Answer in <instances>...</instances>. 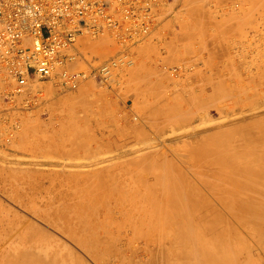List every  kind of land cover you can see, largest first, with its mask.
<instances>
[{"label":"rangeland","instance_id":"374dc122","mask_svg":"<svg viewBox=\"0 0 264 264\" xmlns=\"http://www.w3.org/2000/svg\"><path fill=\"white\" fill-rule=\"evenodd\" d=\"M236 1L161 0L154 31L131 49V62L121 64L105 83L87 79L74 90H63L54 80L31 81L27 93L6 95L8 81L0 75V264H81L75 259L76 255L85 258L87 264H211V260L217 264L262 263L264 214H252L264 212V196H260L264 193V168L259 167L264 164V157L255 155L256 149L250 154L231 153V149L214 144L191 160L186 157V151L192 144L183 142L188 139L187 133L179 130L172 140L166 137L174 120L186 111L196 113L198 122L205 121L203 126L200 124L201 135H209L218 129L221 107L243 103V98L254 92L257 103L262 104L264 86L256 82L261 80L258 67L264 60V20L262 26L249 20L252 16L255 20L256 10L264 0H254L252 7L245 0H238L244 10L233 6ZM236 17L244 23L242 28L239 26L233 31ZM80 42L84 44L83 56L88 61H104L117 50L109 34L92 39L81 37ZM84 67V61L72 65V68ZM233 124L232 121L226 125ZM223 136V139L233 138L230 134ZM234 138L243 144L246 135L237 134ZM94 139L107 145H100L96 155L107 163L102 161L100 165L91 166L90 159L96 150ZM146 140L156 145L154 150L160 146L156 150L159 153L165 150L174 161L178 156L183 157L187 165L190 160L199 165L202 155L230 153L225 162H234L237 167L254 165L255 170L246 168L235 173L217 157L226 175L221 173V179L218 175L200 179L195 167L189 164L191 171L183 164L184 172L195 183L185 186L170 166L169 171L165 165L154 167L153 171L160 177L154 184L160 188L157 200L153 207L141 211L137 205L143 195L134 194L138 189L137 181L115 179L112 183L104 177L107 173H114L117 178L133 174V178L139 179L145 170L126 172L123 168L125 159L135 156L136 152L121 157L117 154L137 149L143 152ZM124 143L128 149L121 147ZM98 168H104L106 173L81 181L64 177L72 172ZM226 178L238 183L232 184ZM46 200L51 202L49 207L42 203ZM177 202L182 204L181 209L176 207ZM66 204L71 206L67 214L74 222L100 218H104V222H120L124 214L131 216L139 212L141 219L148 220L152 212L155 220L151 221L155 226L153 231H143L142 237L132 240L131 244L139 253L134 261H130L128 253L116 257L110 252L114 247L108 242L96 244L94 240L92 245L88 244L92 255L85 256L83 249L55 227L50 218L43 219L37 214L42 210L49 215L53 210L59 212L58 221L51 217L59 226ZM131 205L135 208L131 209ZM211 206H215V213L210 211ZM163 207L162 213H158V208ZM240 210L247 213L233 217V213ZM120 231H123L121 235H131L129 230ZM109 235L105 232L104 239ZM158 240L164 241L163 254L155 247L153 258L148 259L143 250L145 243L151 242L150 247H153V242ZM121 243L113 245L121 246ZM25 251L38 260L29 259L28 253L27 257L23 256ZM15 258V263L9 262Z\"/></svg>","mask_w":264,"mask_h":264},{"label":"built area","instance_id":"2783aa9c","mask_svg":"<svg viewBox=\"0 0 264 264\" xmlns=\"http://www.w3.org/2000/svg\"><path fill=\"white\" fill-rule=\"evenodd\" d=\"M161 0H0V75L6 95L25 94L31 81L54 80L63 90L107 82L131 62V49L155 29ZM109 34L117 50L98 62L83 56L81 37ZM84 61V68H72ZM264 264V256L262 263Z\"/></svg>","mask_w":264,"mask_h":264},{"label":"bare ground","instance_id":"6f19581e","mask_svg":"<svg viewBox=\"0 0 264 264\" xmlns=\"http://www.w3.org/2000/svg\"><path fill=\"white\" fill-rule=\"evenodd\" d=\"M248 4H250V7H252L254 5V0H245ZM232 4V3H231ZM235 7L239 8V9H243V4H241L238 0L236 2H234V5ZM231 7V6H230ZM234 7V9H236ZM232 8V7H231ZM229 9V8H228ZM227 9V10H228ZM233 9V8H232ZM237 9V11L239 10ZM245 9V7H244ZM243 9V10H244ZM247 9V8H246ZM259 9H262V11H260ZM242 10V12H243ZM257 12V17H255V20H254V16H250V22L252 23L253 21L255 23H257L256 25H260L261 24V21L264 20V16H263V13H264V4L260 3L259 7L257 8L256 10ZM240 12V11H239ZM237 14V13H236ZM239 14V13H238ZM245 14H246V11H245ZM250 14V13H249ZM257 18L260 20L258 21ZM236 23H232L234 25H232V30H236L237 27H241L242 22H239V20L237 19L236 17ZM248 22V19L245 21V24ZM254 23V25H255ZM262 26V25H260ZM212 27V26H211ZM242 28V27H241ZM240 28V29H241ZM259 28V26L257 27ZM264 28V26H263ZM228 38V37H227ZM231 42V41H230ZM229 42V43H230ZM234 43V42H233ZM232 49V48H231ZM84 54V52H83ZM228 59V58H227ZM230 59V58H229ZM255 60V59H254ZM238 63V62H237ZM261 66L258 67V72L260 73L261 75V80H259L258 82H256V84H259L261 86H264V60L262 59V62H261ZM236 64V62H235ZM240 63H238V66H239ZM254 63L252 62L251 65H253ZM237 65V64H236ZM233 66V65H232ZM243 66V64H242ZM165 67V66H164ZM171 67V66H170ZM225 67V65L223 66V68ZM174 68V67H172ZM240 68H241V65H240ZM246 68V67H245ZM248 68V67H247ZM222 69V68H221ZM233 69V68H232ZM168 70V69H167ZM257 70V68H256ZM172 71V70H171ZM251 71V70H250ZM173 73V72H171ZM187 74V73H186ZM251 74V72H250ZM175 75V74H174ZM173 75V76H174ZM3 76V75H2ZM237 76V75H236ZM255 84V85H256ZM254 85V84H252ZM234 91V90H233ZM262 104H258L257 103V99L255 98L254 93H251L250 95H248L247 97H244L243 99L245 100V102L243 103H238L236 105H226L224 107H221L219 109V117H221V120L220 122H218L217 124V127L218 129L216 131H214L213 133L209 134V135H201V131L202 129L200 130L201 126L200 124L201 123H205V121L202 119L203 117H201V119L203 121L201 122H198L199 120V116L194 113V112H191V113H188L186 111V113H181V114H176L178 115V117L174 120V126H169L170 129H171V132L167 137L168 140H172L173 139V135H175L174 133H178L176 131H179L181 130V133L182 134H186L187 133V138L190 139V140H186L183 141L185 142V145L186 144H189L191 145L188 150L186 151V157L188 156V158H191L196 155H201L200 152L203 151V149L205 148H209L210 146L212 145H218V146H222L223 148L225 149H231L230 152L231 153H236V152H241L243 154H250V153H253L252 150L253 149H256V151L254 152L255 155H259V156H263L264 157V89H262ZM248 94V93H247ZM157 98V97H156ZM154 100V99H153ZM259 100V98H258ZM261 101V100H260ZM153 103V102H152ZM151 106V105H150ZM196 112V111H195ZM198 114H200L199 112H197ZM161 115V114H160ZM203 115V114H202ZM165 118V117H164ZM173 119V118H172ZM156 120V119H155ZM209 120V119H208ZM217 120V119H216ZM215 121V120H214ZM213 121V122H214ZM232 121L234 122L233 125L229 126V125H226V124H229V123H232ZM198 122V123H197ZM211 122V121H209ZM208 122V123H209ZM201 124L202 126L204 125ZM214 124V123H213ZM176 125V126H175ZM206 125V124H205ZM226 125L225 127H222ZM235 125V126H234ZM208 126H210L208 124ZM216 126V125H215ZM214 126V127H215ZM173 127V128H172ZM207 128V126L205 127ZM210 128V127H209ZM212 128V127H211ZM169 129V128H168ZM166 130V129H165ZM167 131V130H166ZM169 131V130H168ZM166 133V132H165ZM164 133V134H165ZM180 133V132H179ZM162 134V137L163 135ZM224 134H230L232 135L233 138H225L223 139V135ZM237 134H242V135H246V138L243 142V144H240L238 143V139L237 138H234L235 135ZM62 137V136H61ZM159 137V136H158ZM184 138V137H183ZM182 138V139H183ZM105 139V138H104ZM160 139V138H159ZM163 139V138H162ZM166 140V138H164ZM63 140V139H62ZM151 140V139H150ZM154 140V138H153ZM156 140V139H155ZM160 141V140H158ZM94 142H95V139H94ZM142 142V141H141ZM164 142L163 140H161V143ZM211 142V143H210ZM143 143V142H142ZM166 143V142H165ZM133 144V143H132ZM132 144H130L129 146H131ZM146 145L145 149H143L144 151L141 152L139 151V149L137 150H132V151H120L117 155H120L121 156H128L130 155V153H135L136 152V155L135 156H128L125 161H124V165H123V168L124 170L127 172H130V169L133 170V169H142L143 171L145 170L144 174L138 178H133L135 175H131L130 177H125V176H119L118 178L115 177L116 174H111V173H107L105 174L103 171L105 170L104 168H98V169H95V170H92V171H88V172H78L77 173H74V172H70L71 174H68V173H65V174H68V175H65L64 177L67 178V179H70L71 180H78V181H81V180H88L90 178V176H100V175H103L105 174V179L106 181L108 182H114L115 179H120V182H125L127 180H135L138 182V189H136V191L134 192V194L136 195H139L140 192H141V196L143 195V198L140 202L139 205H137V209L138 210H141V211H144L146 208L148 207H153V205L155 204L156 200H157V195H158V188L157 186H155L154 184L156 182L159 181L160 177L159 175H157L154 171H153V168L154 167H157V168H160V166H167L166 169L169 171V168L174 170L177 175H178V179L180 181L181 184L185 185V186H191V185H195L194 181L192 180L191 177H189L187 175V173L184 172V169L182 168V165L185 164V160L184 158L178 156L177 157V161H174L172 160L170 157L167 156V154L163 151V152H160L159 153V150H156L157 148H159V144L155 150L153 148H155V144H153L152 142H149V141H144V143ZM163 144V143H162ZM162 144H160L162 146ZM175 144H179V143H175ZM100 145H103V146H107L106 144L102 142L98 143V140L96 139V142H95V146L94 148L96 149L94 151V154H93V158L90 159V164L91 166L92 165H96L97 163H102V161L104 160H100L96 157V155L98 154V148H100L101 146ZM135 146V143L133 144ZM138 145H139V142H138ZM125 146V143L121 145V147H124ZM144 146V145H143ZM164 146V145H163ZM179 146V145H178ZM183 146V145H182ZM126 147V146H125ZM177 147V146H175ZM185 147V146H183ZM187 147V146H186ZM127 148V147H126ZM129 148V147H128ZM127 148V149H128ZM131 148V147H130ZM139 148V147H138ZM143 148V147H142ZM172 148V147H171ZM179 148H182V147H179ZM118 149V148H117ZM121 149V148H120ZM124 149V148H123ZM135 149V148H134ZM174 149V148H173ZM204 149V150H205ZM235 149H238L239 151H236ZM131 150V149H130ZM223 150V149H221ZM113 151V150H112ZM111 151V152H112ZM115 151V150H114ZM117 151V150H116ZM140 153H139V152ZM169 151V150H168ZM174 152H176L175 150H172ZM182 151V149H181ZM185 151V150H183ZM226 150H224L223 152H225ZM173 152V153H174ZM222 152V153H223ZM107 153V152H105ZM109 153V152H108ZM107 153V154H108ZM139 153V154H137ZM170 153L171 150H170ZM111 154V153H110ZM45 156L47 157V155L45 154ZM51 156V155H50ZM174 156V155H173ZM231 154L230 153H226V154H221V153H214V154H207V155H202L201 156V159L199 160V165H197L196 163H192V158L191 160H187L189 161V164L192 166V168L195 167V173L196 175H198V177H200V179H202L204 176L206 175H210V176H217L218 175V178L221 179L222 176H221V173H222V170L220 167V164L217 163L216 161V158H222L223 160V165L224 166H227L229 165V168H233L234 172L235 173H238L240 172L241 170H244L246 168H251L253 170H255L254 165L252 166H245V167H237L235 165L234 162L228 164L227 162H225V160H227L228 158H230ZM100 157V156H99ZM110 157V156H108ZM113 157V156H112ZM52 158V157H51ZM55 158V157H54ZM89 158V157H88ZM117 158V157H116ZM115 158V159H116ZM176 158V156H175ZM56 159V158H55ZM59 159H63V158H59ZM71 159V158H70ZM86 159V158H85ZM84 159V160H85ZM163 162H161L162 160ZM78 160V159H77ZM80 160H83V159H80ZM106 160V159H105ZM114 160V159H112ZM161 160V161H160ZM71 161V160H69ZM75 161V160H74ZM79 161V160H78ZM160 161V162H159ZM236 161V160H235ZM106 162V161H104ZM107 163V162H106ZM105 163V164H106ZM162 163V164H161ZM72 165L74 163H71ZM104 164V163H103ZM188 164V165H189ZM196 164V165H195ZM33 165V164H32ZM88 165V164H87ZM98 165V164H97ZM187 168H189V170H191V166L187 165V163L185 164ZM46 166V165H45ZM71 166V165H69ZM75 165H73L74 167ZM82 166V165H81ZM80 166V168H81ZM168 166H170L168 168ZM55 165L52 167L53 169ZM64 167V165L62 166V168ZM83 167V166H82ZM87 167V166H86ZM202 167H208V170H205L204 168ZM259 167L261 168H264V164H261L259 165ZM60 168V167H59ZM85 168V167H84ZM163 168V167H162ZM220 168V169H219ZM58 169V168H57ZM56 169V172L59 170L60 172H62V169ZM86 169V168H85ZM128 169V170H127ZM187 170V169H186ZM54 171V170H53ZM123 171L122 173L123 174H126V172ZM192 171V170H191ZM76 172V171H75ZM258 172V171H257ZM162 173V172H161ZM55 174V173H53ZM223 175H226L225 173H222ZM60 175V174H59ZM58 175V176H59ZM163 176V174L161 175ZM129 178V179H128ZM62 179V178H61ZM228 182L232 183V184H235V183H238V181H231L229 178H226ZM260 179V178H259ZM103 180V178H102ZM65 181V180H64ZM150 181H153V182H150ZM169 181V180H168ZM161 182H162V178H161ZM71 183V182H70ZM69 183V184H70ZM162 185V184H161ZM262 186V185H261ZM143 191H140L142 190ZM224 189V188H223ZM161 193V192H160ZM255 194V193H254ZM243 195V194H242ZM257 195V194H255ZM260 196L263 197L264 196V193H260ZM159 197V196H158ZM162 197V195H161ZM45 202V203H44ZM159 202V201H158ZM43 205L46 206V207H49L51 205V202H49L48 200L46 201H42ZM56 203V202H55ZM255 203H259L257 201H255ZM166 204L168 206H171V204H169V202H166ZM178 204V202H177ZM176 204V207L178 209H181L183 206L181 203H179L178 205ZM264 204V203H263ZM262 204V205H263ZM159 205V204H158ZM70 204H66V207H65V210L61 211L62 214H60L61 219H62V224H60L59 226H57L58 224L54 223L52 220H51V217H55L56 220L60 217H59V212L57 213L56 211L54 212H51L52 215H49L48 214V211L46 210H42V211H37V214L43 218V219H48L50 218V222H52L54 224L55 227L59 228V230L65 234L75 245H77L79 248H82L83 249V253L85 254V256H87V254H89L90 256L92 255L91 253V250H89V245H92L93 244V240H94V243L96 244H104L105 242L107 243L108 242V245L109 246H113L114 248L110 250V252H112L113 254L116 255V257H121L122 255H124L125 253H128L129 255V259L130 261H134V257L137 256V248H134V246L131 244L132 240L136 237H139L141 236L142 232L144 231H153L152 229H154V226H155V223L151 220H153L154 216L152 212H150L151 216L148 218H145V220L141 219V215L142 213L139 212L137 213L136 215H131L130 214H124L123 216V219L122 221L120 222H116V221H113V220H110V222H104V218H100V220H88L87 221H80V220H75V222L73 221L72 218L69 217V214L68 213V210H70ZM261 207V206H260ZM131 209L132 208H135V205H131L130 207ZM164 207L163 208H158L157 212L158 213H162ZM76 211V209H74ZM30 211V210H29ZM74 211V212H75ZM211 212L215 213L216 211V208L215 206H211V209H210ZM77 212V211H76ZM116 212V211H115ZM123 212V211H122ZM247 212L244 211V210H240V211H235L233 214L234 216L233 217H243ZM251 213H254V211H251ZM67 214V215H66ZM155 214V213H154ZM157 214V213H156ZM256 214H264V212H257V213H254L252 215H256ZM119 216V215H118ZM114 217V216H113ZM226 218V217H225ZM58 219V220H59ZM57 220V221H58ZM155 220V218H154ZM224 220V219H223ZM249 224V223H248ZM114 225V227H113ZM224 225V224H223ZM225 226V225H224ZM228 226V225H227ZM226 226V227H227ZM250 226V225H249ZM39 228V227H38ZM129 230L131 232V235H127V234H124V235H121V232L123 231H120V230ZM105 232L107 234H111V236L109 235L108 236V239H104V234ZM128 232V231H127ZM126 232V233H127ZM115 234V235H113ZM12 235V234H11ZM99 235V236H98ZM191 236V234H190ZM142 237V236H141ZM144 237V236H143ZM228 237V236H227ZM192 238V237H191ZM8 239V238H7ZM142 239V238H141ZM144 239V238H143ZM126 240V241H125ZM228 240V239H227ZM43 241V240H42ZM120 241L122 242L121 243V246H114V245H118L120 243ZM124 241V242H123ZM16 242V241H15ZM126 242V243H125ZM136 242V241H135ZM138 242H140L138 240ZM137 242V244H138ZM142 242V241H141ZM144 242V240H143ZM17 243V242H16ZM114 243V245H113ZM11 244V243H9ZM49 244V243H48ZM143 244V243H142ZM150 244L151 242H146L145 245H144V253L149 256L148 259L150 258H153V255H154V252L153 250L155 249V247L157 248L158 251H161L164 249V241L162 240H158L157 242H153L154 245H151L153 247H150ZM229 244V243H228ZM8 245V244H7ZM6 245V246H7ZM20 245V244H19ZM141 245V244H140ZM230 245V244H229ZM1 246V245H0ZM14 246V245H12ZM21 246V245H20ZM8 247V246H7ZM28 247V246H27ZM47 248V247H46ZM253 248V247H252ZM231 249V248H230ZM1 250V249H0ZM7 250V248H6ZM187 250V249H186ZM72 251V250H71ZM253 251V250H252ZM26 253H30L29 251H25V254L23 256L27 257L28 255ZM38 253V252H37ZM47 253V252H46ZM143 253V255H144ZM161 253L163 254V251H161ZM29 254L28 258L32 259V260H38L37 257H34L33 255ZM142 256V255H141ZM208 257H210L209 254H207ZM112 257V256H111ZM144 257V256H142ZM126 258V257H125ZM146 258V257H145ZM75 259L81 263V264H87L86 263V260L85 258L83 257H80L78 255L75 256ZM161 259V258H160ZM16 258L15 259H12L10 260L9 262H12V263H15L16 262ZM209 260V259H208ZM161 261V260H160ZM190 261V260H189ZM251 259H247V262H250ZM121 263V262H120ZM161 263V262H160ZM103 264V263H102ZM148 264V263H147ZM211 264H217L215 262V260H211ZM246 264V262L244 263Z\"/></svg>","mask_w":264,"mask_h":264}]
</instances>
